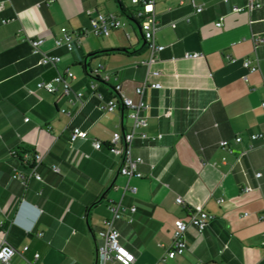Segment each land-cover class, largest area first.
Masks as SVG:
<instances>
[{
	"label": "crops",
	"instance_id": "1",
	"mask_svg": "<svg viewBox=\"0 0 264 264\" xmlns=\"http://www.w3.org/2000/svg\"><path fill=\"white\" fill-rule=\"evenodd\" d=\"M182 1L155 0L161 26L154 38L164 48L154 64L159 75L151 79L161 87L145 90L146 125L140 129L161 137H134L131 150L142 158L143 176L130 178L120 174L122 158L105 144L111 131L130 130L128 111L121 106L106 111L89 87L94 80L89 69L100 64L111 73L109 82L97 86L104 99L116 95L113 85L119 83L123 95L138 100L135 86L146 73L139 61L148 49L130 0L5 2L0 10V242L4 237L16 252L4 264H32L34 253L41 264H94L110 202L135 206L113 224L134 255L131 264L156 262L171 244L174 220H186L194 209L211 215L207 226L200 234L189 227L184 253L162 264H264V143L247 150L249 132L264 136V42L254 51L251 41L252 35L264 36V0L251 12L234 10L246 0H194L202 6L198 13L189 0ZM87 9L92 15L114 13L123 26L104 37L80 35L70 52L55 47L61 27L89 28ZM38 37L44 39L43 51L60 56L55 66L40 65L39 55L31 52L29 39ZM192 53L200 55L186 57ZM255 56L258 70L246 73L242 58ZM66 70L75 76L69 94L60 86L56 93L37 88L39 81ZM73 126L89 138L70 143ZM235 136L241 141L235 143ZM90 138L104 145L96 150ZM221 140L229 148L220 147ZM11 150L37 154L41 180H12L10 172L23 168L9 156Z\"/></svg>",
	"mask_w": 264,
	"mask_h": 264
},
{
	"label": "built area",
	"instance_id": "2",
	"mask_svg": "<svg viewBox=\"0 0 264 264\" xmlns=\"http://www.w3.org/2000/svg\"><path fill=\"white\" fill-rule=\"evenodd\" d=\"M8 0H0V10L4 7L5 2ZM50 0H43V3H48ZM42 2L37 3L40 5ZM183 1L179 0V4ZM188 3L192 6L193 11L198 13L202 10L200 4H195L194 0H189ZM131 7L133 8V16L138 20L139 28L142 32V36L146 42L148 49L147 58L140 60L139 64H142L146 68V73L144 79L135 86V93L138 96V100L133 102V100L120 91V84L116 83L113 85V90L118 96H114L104 99L103 94L97 89L99 83H107L110 80L111 73L104 71L100 64L89 69V74L94 78L90 82L89 87L91 93L100 101L103 102L102 108L108 112H113L117 106H121L127 109V116L131 119L130 130L120 133L118 131H111L109 139L105 142L107 149L114 155L120 156L122 158V164L120 166V174L130 178V177H142V173L138 170V165L142 162V158L137 155L132 154V141L134 137H138L142 141L153 140L160 138L161 135L158 134L155 137H148L147 134L140 128L146 125V115L144 111L148 108V104L144 99L145 90L158 89L161 87L160 82L157 80H152L151 78L157 77L159 75V70L154 67V64L158 61V53L164 48L163 45L155 42L154 34L160 28L161 24L156 18V13L154 10L155 0H130ZM261 6V0H246L243 7H235V11L245 10L251 12ZM86 13L89 16V28L71 32L65 27H61L60 36L53 38V45L55 47H63L67 52L72 51L79 45V36L86 33H91L97 37L107 36L111 30L121 28L123 22L114 13H99L96 12L92 15V10L87 9ZM184 21H188V17L183 18ZM9 21V19H4L2 22ZM216 26L221 25V21L215 22ZM170 26L174 28L176 26L175 22H170ZM251 41L253 44V49H255L264 42L263 35H252ZM44 42L43 38H31L29 39L31 52L33 54L39 55L38 63L40 65L55 66L61 61L59 55L49 54L41 49ZM200 54L192 53L186 54V57H197ZM233 61V59H230ZM242 66L246 70V73L255 72L258 70V58H242ZM74 74L70 70H66L64 73H57L49 81H39L36 85L37 88L44 89L49 93H56L59 90L64 94H69L71 91L70 79H74ZM242 79L247 80L246 74H243ZM75 96L80 100L82 96L81 91L75 92ZM264 106V100L261 102ZM62 113L69 114V110L61 108ZM170 110L164 112L165 116H169ZM28 118L25 117L24 121ZM88 132L78 126H73L70 129L69 141L70 143L75 142L78 139H88ZM248 145L247 150L255 147L256 142L264 143V136L261 131L249 132L248 133ZM241 141V136H235L234 142L238 143ZM91 146L98 150L104 143L96 138H90ZM220 147L229 148L226 141L221 140L219 142ZM9 156L17 157L20 165L23 169H13L9 177L12 180L18 181L22 184L27 183L30 179L41 180V176L37 171V167L41 163V160L37 154H31L29 152H16L11 150L8 152ZM54 172H58L57 166H51ZM260 173H255V176H259ZM125 189L130 191H135V187L126 186ZM245 191L249 190L248 187L244 188ZM176 203L183 205L185 203L184 199L180 196L175 198ZM223 199L219 198L218 202H222ZM107 210L109 212V217L103 221V227L98 231L100 242L96 244L95 247V262L94 264H131L134 261L133 253L128 250L119 240V232L114 227V222L122 217L123 211H128L133 213L135 211V206H130L129 208H124L119 202H110L107 204ZM211 215L203 210L194 209L190 212L186 220L177 218L173 222V230L171 235V244L165 250L164 254L153 264H162L164 261L172 260L175 256L182 255L185 251V232L189 227H192L196 233L200 234L203 232L208 224ZM263 216L259 215V219ZM128 222L132 221V217L128 216ZM6 232V231H5ZM4 232V233H5ZM38 233L37 236H40ZM264 245V241H263ZM27 246H23L22 251H25ZM16 252V249L5 241L3 237L0 242V264L7 263L12 255ZM32 264H41L39 261V254H33Z\"/></svg>",
	"mask_w": 264,
	"mask_h": 264
},
{
	"label": "trees",
	"instance_id": "3",
	"mask_svg": "<svg viewBox=\"0 0 264 264\" xmlns=\"http://www.w3.org/2000/svg\"><path fill=\"white\" fill-rule=\"evenodd\" d=\"M119 8H120V11L125 14V15H128L126 12H125V9L123 8V6L121 5V3L119 2ZM124 49H111L110 52H119V51H123ZM81 64V63H79ZM82 65V68L83 70L86 72V69H88V64L86 62H84Z\"/></svg>",
	"mask_w": 264,
	"mask_h": 264
},
{
	"label": "rangeland",
	"instance_id": "4",
	"mask_svg": "<svg viewBox=\"0 0 264 264\" xmlns=\"http://www.w3.org/2000/svg\"><path fill=\"white\" fill-rule=\"evenodd\" d=\"M120 17L122 18V16L120 15ZM90 36H92L93 38H95L94 36H93V34L92 35H90Z\"/></svg>",
	"mask_w": 264,
	"mask_h": 264
}]
</instances>
